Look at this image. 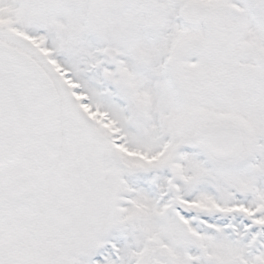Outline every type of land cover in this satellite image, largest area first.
<instances>
[{"label":"snow or ice","instance_id":"snow-or-ice-1","mask_svg":"<svg viewBox=\"0 0 264 264\" xmlns=\"http://www.w3.org/2000/svg\"><path fill=\"white\" fill-rule=\"evenodd\" d=\"M0 264H264V0H0Z\"/></svg>","mask_w":264,"mask_h":264}]
</instances>
